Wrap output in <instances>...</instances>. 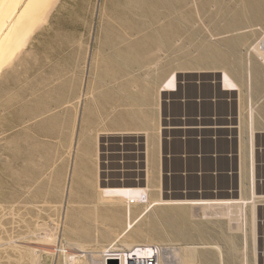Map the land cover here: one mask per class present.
I'll use <instances>...</instances> for the list:
<instances>
[{
	"label": "rangeland",
	"instance_id": "obj_1",
	"mask_svg": "<svg viewBox=\"0 0 264 264\" xmlns=\"http://www.w3.org/2000/svg\"><path fill=\"white\" fill-rule=\"evenodd\" d=\"M35 7L0 72V264H32L30 247L42 264H67L50 251L58 244L69 254L95 253L74 264L98 258L126 220L123 203L99 198L101 182L142 185L147 174L151 200L248 199L252 135L264 194V0H41ZM223 69L240 91L223 89ZM171 74L178 91L159 92ZM227 125L235 129H180ZM128 130L140 133L138 142L109 137ZM120 162L133 170L128 176ZM197 178L210 189L190 192ZM235 206L157 205L133 228L142 238L116 245L158 246L168 264H181L185 246L216 245L223 264H264V199L256 202L255 249L251 205ZM142 208L134 207L135 217ZM194 252V264L220 263L213 248Z\"/></svg>",
	"mask_w": 264,
	"mask_h": 264
},
{
	"label": "bare ground",
	"instance_id": "obj_2",
	"mask_svg": "<svg viewBox=\"0 0 264 264\" xmlns=\"http://www.w3.org/2000/svg\"><path fill=\"white\" fill-rule=\"evenodd\" d=\"M39 1H41V0H0V72L2 71L3 67H5V65L8 64L7 62L11 59V57L14 54H16L17 49L19 47V44H20L23 36H26L27 31H29L28 29L31 27V26H29L30 23H31L30 22L31 21L30 20V16H31L32 12L34 11V9L36 8L35 7L36 4ZM31 17L33 18V16H31ZM260 46L261 47H260L259 51H261V53L264 54V40L261 41ZM219 74H220V77H219L220 84H221V78H222L223 89H225L226 91H240V89H239L240 86H238V84L232 79V77L230 76V74H229V72L227 70L223 69V71L219 72ZM178 89L179 88H178V85H177V81L175 80V75L171 74L162 83V85H161V87L159 89V92L160 91H162V92H173V91H176V90L178 91ZM252 112H251V114H252ZM249 116H251V115H249ZM251 118H252V116H251ZM251 121H252V119H251ZM203 128L206 129V130L208 128H210V129L211 128L212 129H218V128H220V129L221 128L235 129V127L233 125L232 126L231 125H227V126L215 127V128H213V127H196V126L195 127L194 126L193 127L185 126L183 128L180 127V129H183V130L184 129H203ZM251 130H252V128H251ZM251 133H253V130H252ZM139 134H140L139 132H131V131L128 130V131H125V132L123 131V132L110 133L109 137L110 136H115V138H120L121 140H127V141H132L131 139L135 138V141L138 142L139 141V136H140ZM128 139H130V140H128ZM106 145H107V143H106ZM76 147H78V136H77V139H76V142H75V150H76ZM239 147H241V145ZM239 151H240V149H239ZM247 153H249V150H247ZM131 154L133 155V157L135 156V158L137 160L140 158L139 157V153L137 152V150H136V152L133 151ZM248 157H249V155H248ZM124 158H125V155L122 153L121 154V160L124 159ZM107 159L108 158H106V160ZM129 162H130V160H129ZM146 162H147V160H146ZM105 164L108 165L106 162H105ZM256 165L257 164H256L255 159H254V145H253V135H252L251 139H250V174L248 173V175H250V182H248V184H249L248 187H250V189H249L250 190V196H249V198L247 197L248 199L243 198L241 196L242 193H240V196L238 198L230 199V200H226V199H222V200H215V199L214 200H205V199H198V198H196V199H172V200L160 199L159 198L157 200H155V199L151 200L150 196H149V193H148L149 186H148V183H147V179H148L147 178V176H148L147 174L145 176L146 177V183H144L142 181V185H141V183L133 181V179L120 180V182L112 180L111 182H108L109 184L110 183L114 184V186L113 185H109V184L108 185H106V184L103 185V183L101 182V185L99 187V189H100L99 190V198L101 200H108V201H114V200L116 201L117 200L119 203H123L124 206H125L124 207V214H125L126 220H125V226H124L123 230L118 234V238L115 241H113L111 244L107 245L100 253H98L97 254L98 258H99V255H100L102 257L103 262H104V256H109V255L113 256V255H116V254H117L116 256L120 257L121 261L126 259L129 255L136 256L139 259L149 258L153 254V247H156V246H153L151 244H135L134 242L128 243L126 241L121 246H117L116 243L118 241H120L121 239H124V238L125 239H133L134 238L135 240H137L140 237L142 238V236H143L142 232L143 231L142 232L133 231V228L135 227L137 221H139L142 217L145 216V214H147V212L150 209H152L154 206H157V205H172V206H195V205L212 206V205H223V206H227L228 207V209H226L228 211H230L229 208L232 205H236L235 207L239 206L241 208V211H242V208L244 206H247L248 204H250L251 205V210H250L251 211V223H252V226H251L252 227L251 228V239H252V243H253L252 245L254 246V249H255L256 248L255 247V245H256V225H255L256 224V202L259 199H264V194H260V192L258 191L257 180H256V176H255L256 175V170H255L256 169ZM120 166H121L120 167L121 170L119 171V173L123 177L124 176H128L129 175L128 173L133 171L132 169H127V165L123 164V162H120ZM104 167L107 168V166H104ZM125 168L127 169V171H125ZM136 168H138L137 162H136ZM136 172H137V170H136ZM239 173H240V171H239ZM72 175H73V168L70 171V174H69V177H68V181L69 182H68V185H67V187L65 189V194H64L65 195V198H64L65 202H64V205H63L62 216H61L62 217V222L64 224H65V222L67 220V204L69 205V202L73 201L72 197H71V190H73L72 189V184H73L72 183L73 182L72 181ZM239 184H240V182H239ZM239 188H241V185L239 186ZM259 190H261V187L259 188ZM232 194L235 195V192H233ZM164 197H169V196H165L164 195ZM189 197H195V195L191 194ZM204 197H210V196H204ZM138 206H141L143 208H142L141 212L135 217L134 216V214H135L134 207H138ZM184 210L186 211V209H184ZM62 229H60V230L63 231ZM60 233H62V232H60ZM31 234H32V232H31ZM33 235H35V234L33 233ZM60 235H62V234H60ZM43 238H44V236H43ZM47 238H50V237L47 236L46 239ZM46 239H44V240H46ZM58 240H60V239L58 238ZM47 241H48V239H47ZM29 243H31V242H29ZM58 243H59V241H58ZM199 247H201V248H213V249L217 250L218 256H219V262H220L219 264H223L222 263V261H223L222 260V252L220 250V247L216 246V245H211V246L210 245H201V246L190 245V246H185L184 247V253L185 254H184V256H182L180 258L181 264H194V262L192 260H193V256H195V255H193V253H195L194 251H196V249L199 248ZM157 248L160 249L158 246H157ZM45 249H48V248H45ZM37 250H38V248L35 249L34 247L33 248L30 247V252L29 253L31 255L30 260L32 259V262H33L32 264H42L41 263L42 262L41 261V255L37 254V252H38ZM44 251H46L45 253H47V252L49 253L51 251L53 253L54 252L55 253L59 252V253L65 254V259H66V263L67 264H74L73 262L76 259L84 258V257H86V255L88 253L89 254L90 253L91 254L94 253V252H87L84 249V247H82L78 254L77 253L76 254H69L67 249L61 244L60 245L58 244V247H54L50 251L49 250L48 251L44 250ZM255 251L256 250H254V255L256 253ZM66 254H67V256H66ZM180 256H181V254H180ZM77 257H79V258H77ZM82 261L83 260H81V262ZM158 261H159V264H168L166 262L167 261V257L164 254L161 253V249H160V252L158 254ZM88 262L89 261H87V263ZM244 264H247V261L245 259H244Z\"/></svg>",
	"mask_w": 264,
	"mask_h": 264
},
{
	"label": "built area",
	"instance_id": "obj_3",
	"mask_svg": "<svg viewBox=\"0 0 264 264\" xmlns=\"http://www.w3.org/2000/svg\"><path fill=\"white\" fill-rule=\"evenodd\" d=\"M160 252V249H158L157 247H153V254L146 259H139L136 256H131L129 255L126 259H124L123 261L120 260L119 256L116 255H109V256H104V262L102 260L103 264H106L108 259H113V260H117L118 264H159L158 261V254ZM114 254V253H113Z\"/></svg>",
	"mask_w": 264,
	"mask_h": 264
},
{
	"label": "crops",
	"instance_id": "obj_4",
	"mask_svg": "<svg viewBox=\"0 0 264 264\" xmlns=\"http://www.w3.org/2000/svg\"><path fill=\"white\" fill-rule=\"evenodd\" d=\"M260 134H264V132H262V133H260ZM205 174V173H204ZM197 175V174H196ZM205 175H209V174H205ZM197 180H198V184L197 185H195V187L193 186L192 188H194V189H192L191 188V190H190V192L192 191H195V190H197V189H201V187H202V189L201 190H203L204 189V191L207 189V190H209L208 189V187H210V186H205V185H203V183H202V179H200V178H197ZM213 185V184H212ZM211 185V186H212ZM190 189V188H189ZM195 192H197V191H195ZM90 257H92L91 255H90ZM95 261V262H94ZM89 263L90 264H103L102 263V261H101V259L100 258H90V260H89Z\"/></svg>",
	"mask_w": 264,
	"mask_h": 264
},
{
	"label": "water",
	"instance_id": "obj_5",
	"mask_svg": "<svg viewBox=\"0 0 264 264\" xmlns=\"http://www.w3.org/2000/svg\"><path fill=\"white\" fill-rule=\"evenodd\" d=\"M106 264H118L117 260H113V259H108Z\"/></svg>",
	"mask_w": 264,
	"mask_h": 264
}]
</instances>
